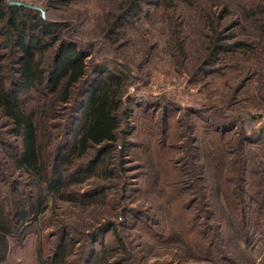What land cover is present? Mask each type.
<instances>
[{
	"label": "trees",
	"instance_id": "obj_1",
	"mask_svg": "<svg viewBox=\"0 0 264 264\" xmlns=\"http://www.w3.org/2000/svg\"><path fill=\"white\" fill-rule=\"evenodd\" d=\"M9 1L0 0V115L9 121L12 127L10 134L15 142L11 143L0 133V262L9 252L11 242L18 238L19 242L24 243L30 234L29 229L41 224L58 202L88 208L106 200L104 188L90 184L88 191L82 189L87 181L100 175L105 176V180L114 176L113 171L106 166H114L109 159L112 158L121 130V151L124 153L130 145L126 140L131 129L128 123L132 112L128 87L134 80L131 72L133 65L128 59H125L127 63L123 70L94 62L91 64L94 47L82 48L77 41L66 38L68 22L43 19L39 11L10 6ZM240 1L243 4L240 6V18L228 26L226 18L231 12L225 5L216 12V0H118L114 11L106 10L105 7L101 9V40L115 44L122 39L129 27L141 20L146 6H154L161 17L166 14L170 17L169 11L172 16L175 15L176 8L195 10L194 26L198 27V34L206 31L198 44L204 46L205 55L200 57L203 59L201 70L204 72L205 69L204 76L217 75L220 69L210 71L207 67L226 55L245 54L261 62L259 68L247 72L249 77L244 80L241 91L252 82L264 80L261 72L264 71V51L246 42L230 44L234 36L230 33L252 27L264 43V0ZM55 4L68 5L69 0H49L42 9L46 11ZM184 24L173 27L172 37L176 43L173 50L186 56V44L178 38L181 33L183 35L179 27H184ZM255 91L261 93L262 97L264 84L255 88ZM78 113H81L82 119H78ZM152 113L155 116V112ZM61 115H66L64 126L54 124L61 119ZM146 119H149L148 115ZM210 119V124L205 125V128L215 129L212 135L207 136V142L210 158L220 159L218 162L222 164L218 174L214 168L212 173L215 179V175L220 177L219 184L216 185L215 180L204 174L201 165H195L193 170L202 172L200 181L213 180L212 184L200 186L202 192L209 187L211 191L213 188L216 190L214 201L223 210L221 220L228 223L236 240L248 247L255 235L264 234V151L253 148V137L247 136L244 130H241L236 145L232 139L227 142L231 131L235 133L236 128L240 129L239 126L223 119ZM125 123L127 128L123 132ZM143 125L152 152L161 159L164 149L159 145L164 146L166 142H159L158 132L152 128L153 122L151 126L148 122ZM163 135L165 141L168 133ZM235 155L241 160V167L236 162L227 163ZM5 162L9 165L7 171L11 174L18 172L21 179H11L10 175L2 171ZM225 172H229L227 177ZM231 174L234 177H230ZM236 176L239 177L235 186L237 190L232 191L228 185L234 183ZM164 177L161 172L157 173L153 183L154 190L163 199L164 218L168 220V228L164 230L167 232L161 238L159 234L151 232V228L141 230L155 243H179L185 248L186 255L197 261L239 264L230 257L229 252L219 251L220 246L223 247V242L218 241L221 238V225L215 228L216 231L209 224L203 226L197 215L192 217L187 214L189 208L183 207L179 196L174 195V189L181 191L182 195L186 187L193 190L190 181L184 182V187ZM193 193L191 196L197 198H193L190 204L209 197L207 192ZM206 206L209 208L210 203H206ZM208 211L207 219L212 221L217 213ZM73 230L76 229L63 227L60 232H55L52 236L57 237L55 249L49 250V253H46L42 238L38 239V264H69L68 260L74 254L78 242L71 236V232H75ZM107 233H112L116 248L127 253L117 226L108 222L104 227L87 233V239L93 246L83 256V264L126 262L113 263L115 246L102 243L100 249L96 248L95 245L101 243Z\"/></svg>",
	"mask_w": 264,
	"mask_h": 264
},
{
	"label": "rangeland",
	"instance_id": "obj_2",
	"mask_svg": "<svg viewBox=\"0 0 264 264\" xmlns=\"http://www.w3.org/2000/svg\"><path fill=\"white\" fill-rule=\"evenodd\" d=\"M15 1L41 8L47 6L49 2V0ZM116 1L118 0H69L68 5L55 4L46 10L50 21L68 22L66 38L77 41L82 48L94 47L91 64L94 62L123 70V66L127 63L125 59H128L133 65L131 72L134 80L128 87V96L132 101L131 119L128 123L131 129L126 136L130 145L124 153L121 151L123 145L121 130L118 143L114 145L112 151V158L109 159L110 164L114 166H106L113 171L114 176L107 180L101 175L99 178L89 179L90 181H87L82 189L88 191L90 184L104 188L107 192L106 200L88 208L76 205L73 207L68 203L58 202V205L56 204L55 208L46 214L41 224L33 225L29 229L30 234L24 243L19 242L18 238L11 242L10 250L0 264H38L36 242L42 238L46 253H49V250L55 249L57 241V237L52 236L55 232H60L63 227H74L77 230L71 232V236L78 242L74 254L68 260L69 264L73 262L83 264V256L89 247L93 246L87 239V233L101 226L104 227L108 222L117 226L127 253L116 248L112 233H107L101 243L95 246L97 249L101 248L102 243L115 246L113 263L124 260L126 261L124 264H213L189 258L185 248L179 243H155L141 230L151 228V232L159 234L161 238L162 234L167 232L164 230L168 228L166 222L168 220L165 221L164 218L163 199L154 190L153 183L154 176L159 172L166 180L170 179L184 187V182L190 181L193 190L186 187L183 195L176 189L173 193L179 196L178 199H181L183 207L189 208L187 214L192 217L197 215L199 223L203 226L209 224L213 226V231H216L215 228L221 225L219 231L221 238L218 241L223 242V247L220 246L219 251L229 252L230 257L239 264H263L264 234L255 235L252 244L245 247L236 240L228 223L221 220L223 210L214 201L217 196L216 190L213 188L211 191L209 187L207 191L202 192L200 187L212 184L213 180L217 185L220 179L218 175H215V179L212 173L214 168L218 174L222 164L218 162L220 159L210 158V146L207 142V136L212 135L211 132L215 130L205 128V125L210 124L211 117L239 126L240 129L236 128L235 133L231 131L227 142L232 139L236 145L241 130H244L247 136L253 137L251 144L253 148L256 151H264V94L261 97V93L255 91V88L264 84V80L252 82L240 91L244 80L249 77L247 72L259 68L261 62L252 56L248 58L245 54L226 55L219 62L207 67L210 71L214 68L220 69L217 75L204 76L205 69L204 72L201 70L203 59L200 58L205 55L204 46L198 44L199 38H202L201 35H205L206 31H201V35L198 34V27L194 26L196 11L186 8H176L175 15L172 16L169 11L170 17H167V14L161 17L154 6H146L141 20L129 27L122 39L120 38L115 44L104 42L101 40L99 27L101 9L105 7L106 10L114 11ZM216 1V12H219L224 5L231 12L226 18L228 26L240 18V6H243L240 0ZM184 22V27H179L180 30L182 28L183 35L181 33L178 38L186 44V56L177 54L173 50L176 43L172 37L173 27ZM230 34H234L230 44L246 42L264 51V43L259 40L252 27L245 31L234 30ZM261 72L264 74V71ZM198 110L202 112L198 113ZM152 112H155V116ZM77 115L78 119H82L81 113ZM147 115L149 119H146ZM144 122H148L150 126L153 122L152 128H155L154 132H158L159 142L161 144L166 142L164 146L159 145L164 149V156L161 159L157 158L150 148ZM65 123L66 115H61V119L54 124L64 126ZM126 128L125 123L122 127L123 132ZM11 131L9 121L0 115V133L14 143L15 138L11 136ZM163 133H168L165 141ZM75 134L76 131L72 140ZM16 145L18 146V142ZM196 157L198 158L195 159ZM232 162H236L241 167L238 156H232L227 163ZM248 163L251 164L250 161ZM195 165H201L204 174L213 180L200 181L202 172H194ZM8 167L5 162V167H1L2 171L10 175L11 179H21L18 172L9 173ZM228 173L225 172V177ZM230 177L234 175L231 174ZM238 178L236 176L234 183L228 185L232 191L237 190L235 186ZM249 190L251 191V188ZM193 191L198 194L207 192L209 197L190 204L193 198L195 200L197 198L195 195L191 196L194 194ZM206 203H210L209 208ZM195 209H198L197 212ZM208 210L217 213L212 221L207 219Z\"/></svg>",
	"mask_w": 264,
	"mask_h": 264
},
{
	"label": "water",
	"instance_id": "obj_3",
	"mask_svg": "<svg viewBox=\"0 0 264 264\" xmlns=\"http://www.w3.org/2000/svg\"><path fill=\"white\" fill-rule=\"evenodd\" d=\"M9 5L10 6H17V7H23V8H27L30 10H35V11H39L42 15L43 19H47V14L46 11L43 10L41 7L38 6H34L31 4H27L26 2H22V1H15V0H10L9 1Z\"/></svg>",
	"mask_w": 264,
	"mask_h": 264
}]
</instances>
